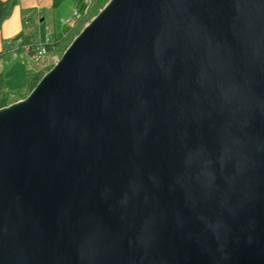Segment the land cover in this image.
I'll list each match as a JSON object with an SVG mask.
<instances>
[{"label":"water","instance_id":"1","mask_svg":"<svg viewBox=\"0 0 264 264\" xmlns=\"http://www.w3.org/2000/svg\"><path fill=\"white\" fill-rule=\"evenodd\" d=\"M0 264H264V0H109L1 107Z\"/></svg>","mask_w":264,"mask_h":264},{"label":"rangeland","instance_id":"2","mask_svg":"<svg viewBox=\"0 0 264 264\" xmlns=\"http://www.w3.org/2000/svg\"><path fill=\"white\" fill-rule=\"evenodd\" d=\"M108 1L105 0L98 8L93 7L79 21H77L78 16L74 13L73 0H64L56 8L51 6V8L42 7L37 9L32 7L24 9L22 14V17L26 18L23 21L24 37L30 35L35 43L41 45L47 39H51V36L54 38L55 35L68 34L56 50L46 53L39 62L31 59L24 49H17V44L13 45L14 50H11V52L6 51V44L3 45V54L0 56V99L5 95L6 102L9 105L27 95L26 73L34 75L36 72H41L43 74L49 67L53 66L74 37L97 15Z\"/></svg>","mask_w":264,"mask_h":264},{"label":"trees","instance_id":"3","mask_svg":"<svg viewBox=\"0 0 264 264\" xmlns=\"http://www.w3.org/2000/svg\"><path fill=\"white\" fill-rule=\"evenodd\" d=\"M18 0H4V1H0V26L2 24V22L7 19L11 13V9L13 8L14 5L17 4ZM64 0H52L51 6L52 8H56L57 6H59ZM74 1V5H75V11L78 14V18L77 21H79V19L81 20L87 13L89 10H91L93 7L98 8L102 5V3L105 0H73ZM25 17H22V21H25ZM68 34V33H67ZM63 36H57L55 35V37L53 38V36H51V40L49 44H44L46 46V51L47 53L49 52H53L54 50H56L58 48V46L61 44V42H63L64 38L66 37V35ZM19 40L20 41V47L22 45H30V46H36L37 43H35L34 40H32V37L30 35H27L26 37H24V35L22 33H19V35H17L12 42H15ZM52 68L49 67L46 72L48 70H50ZM28 72V71H27ZM45 72V73H46ZM44 74V73H43ZM41 72H36L34 73V75H30L29 73H26V78H27V94L34 88V86L36 85V83L39 81V79L42 77L43 75ZM26 95H24L22 98L23 99ZM8 105L6 102V98L5 95L4 97H2L0 99V108L4 107Z\"/></svg>","mask_w":264,"mask_h":264},{"label":"crops","instance_id":"4","mask_svg":"<svg viewBox=\"0 0 264 264\" xmlns=\"http://www.w3.org/2000/svg\"><path fill=\"white\" fill-rule=\"evenodd\" d=\"M4 1V0H0ZM52 0H18L17 4L11 9V13L7 19H5L0 26V56L3 54L2 48L6 44V51L11 52L14 50L13 45L16 44L12 40L19 35V33L24 32L22 14L24 9L42 7L51 8ZM15 8V12H14ZM11 42V43H10ZM17 49H22L20 46Z\"/></svg>","mask_w":264,"mask_h":264},{"label":"built area","instance_id":"5","mask_svg":"<svg viewBox=\"0 0 264 264\" xmlns=\"http://www.w3.org/2000/svg\"><path fill=\"white\" fill-rule=\"evenodd\" d=\"M77 16L76 11L74 12ZM51 39H47L44 44H49ZM11 43V42H10ZM17 46L20 45V41H16ZM44 44H37L36 46L22 45L21 48L24 49L29 57L36 62H39L47 53L46 46Z\"/></svg>","mask_w":264,"mask_h":264}]
</instances>
